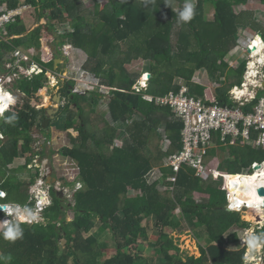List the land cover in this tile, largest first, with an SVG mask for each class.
Returning a JSON list of instances; mask_svg holds the SVG:
<instances>
[{
	"label": "trees",
	"instance_id": "obj_1",
	"mask_svg": "<svg viewBox=\"0 0 264 264\" xmlns=\"http://www.w3.org/2000/svg\"><path fill=\"white\" fill-rule=\"evenodd\" d=\"M0 1L8 9L22 5V0ZM93 1L94 9L86 12L82 10L80 0H24L30 5L27 9L34 10L31 14L36 20L46 18L47 24L22 35L27 28L20 25L19 20L25 9L17 22L2 29L1 64L19 47L37 49L34 61L43 71L14 83L15 89L30 100H38L36 94L41 89L46 93L43 88L48 83L47 73L54 72V60L46 62L43 59V37L46 27L59 31L54 26L56 23L52 24L55 20L62 29L60 44H70L84 51L87 59L83 70L95 75L100 85L112 90L105 100L108 102V121L102 131L104 135L98 132L100 137H96L89 121L93 123L91 115L105 96L99 89L84 94L69 93L74 80L65 81L59 90L66 101L47 127H44L45 108L38 109L29 100L23 104L18 102L1 119L0 131L8 137L0 149V166L2 169L6 166V172L9 169V174H5L0 183V189L7 193L4 199L9 198L15 188L11 176L18 179L19 167L29 169L32 157L15 171L8 168L11 164L8 162L24 153L35 152L33 143L36 140L32 131L38 128L48 135L54 124L60 122L61 115L65 119L62 128L69 132L72 145L59 151L77 162V182L82 187L73 192L72 201L67 204L65 197H61L52 185L51 204L43 211L44 220L38 223L13 221L4 231L14 230L18 225L23 229V236L11 241L4 238L3 231L0 234V256H11L8 264H245L246 246L231 249L230 245L240 241L237 229L247 228L251 223L240 213L224 209L227 195L220 187L221 179L203 180L192 171L182 169L175 173L162 165L159 168L161 183L177 176L171 190L164 194L161 188L150 182L153 161L167 159L169 155L152 154L150 136L153 133L160 139L163 135L168 136L175 150L179 151L183 146V122L169 107L149 102L143 96L145 92L164 95L178 90L184 83L189 87L190 95L206 99L205 84L193 80L198 71L206 70L211 80L223 84L216 89L215 102L234 105L229 92L242 82L247 61L241 59L239 66L234 68L228 64L227 57L238 46L242 30L262 33L264 40V24L259 15L251 10H236L248 0H197L194 19L184 24L179 22L176 14L184 0H174L177 7H170L165 0L150 3L145 0H106L103 6L101 0ZM206 4L214 8L212 19L206 16ZM65 12L70 18L68 24ZM7 36L9 38L4 39ZM123 43L127 44L126 53ZM122 55H125L123 59ZM133 58H143L147 64L146 72L151 74L146 91L133 89L135 84L140 85L141 74L130 73L124 66ZM260 94H264V90ZM13 114L18 118L6 123L5 118ZM110 125L117 128L113 137L106 129ZM22 139L25 144L21 149ZM218 149L225 155L219 168L228 172L249 169L253 173L252 164L264 160V150L258 151L251 143L219 146ZM210 154L216 155L217 148H213ZM7 158L11 160L7 161ZM38 176L39 170L35 181L27 185L31 183L32 186ZM229 176L232 208L239 197L237 187L233 186L239 175ZM20 180L28 181V176L24 181ZM29 189L30 186L25 193L29 194ZM195 192L208 196L196 200ZM70 209L74 212L71 220L67 217ZM255 214L251 211L252 216ZM187 230L192 231L197 240L201 253L198 257L182 256L178 244L173 241L172 232L183 234ZM152 236L157 240L153 241ZM140 243L149 245L146 252L155 249L154 254L143 256L138 251ZM110 247L115 252L107 254ZM169 249L174 250L173 253H167ZM0 264L5 262L0 261Z\"/></svg>",
	"mask_w": 264,
	"mask_h": 264
},
{
	"label": "built area",
	"instance_id": "obj_2",
	"mask_svg": "<svg viewBox=\"0 0 264 264\" xmlns=\"http://www.w3.org/2000/svg\"><path fill=\"white\" fill-rule=\"evenodd\" d=\"M29 7L30 5L23 0L22 5L16 8H3L0 11V30L7 24L17 22L18 16ZM258 37V35L249 37L248 41L244 42L247 64L243 80L240 84L234 85L229 92L234 105H222L215 102L214 98H209V96L206 99L192 96L189 94V87L184 83L180 84L178 90L169 91L164 95H152L145 92L143 96L149 102L169 107L175 116L183 122L181 132L182 149L171 154L164 166L170 167L175 173L182 169L188 172L192 171L195 176L203 180L208 178L213 180L221 179L220 187L226 192L229 210L239 213L243 211V208L235 209L230 207L229 175L246 176L250 174L221 170L219 166L222 157L218 154V147H231L239 143H251L253 147L264 150V94H260V91L264 90V40L260 38L258 46L254 49L253 45ZM248 47L252 48L251 52H248ZM34 56L35 52L32 48L19 47L12 52L11 57L7 61L3 64L0 63V73L3 70V73L0 74V94L3 97V100L0 101V106L4 105V109L1 108L0 117L11 110L14 105V96L12 91L7 89V87H10L8 85H13L16 80L22 77L32 78L35 74L43 71L42 67L34 61ZM148 80L141 82L140 85L135 84L133 89L137 92L146 91L148 89ZM7 99L11 100L9 105H6L9 101ZM0 139H5V135L0 133ZM23 143V139L20 140V144ZM213 148H217V154L211 156L210 151ZM37 158L38 156H36L34 162L38 161ZM256 164H261L262 167L253 171V173L260 172L261 176H263L264 160L254 162L252 168ZM43 171V169L39 170L36 182L30 186V198L27 205L17 204L16 208L5 204L7 209L3 210V212L8 216L4 217L6 227L15 220L19 221V216L23 220L20 222L38 223L43 221V211L51 204L50 191L52 189V184L47 183V174H43ZM176 180L177 176L175 175L166 181L173 186ZM233 186L237 187L238 184L234 182ZM261 186L264 185L257 186L256 192L258 195V189ZM60 187V184L54 185L57 190H60ZM0 197L5 198V193L2 192ZM260 197L264 199V197ZM259 208L264 212L262 206ZM14 212L15 215H12ZM27 216L29 217L28 220L25 219ZM263 226L264 224L259 226L251 224V226L241 229L240 235L258 234L257 232ZM259 234L261 233L259 232ZM252 261L255 264H264V245L259 249V255L256 258H251L250 251H247L246 246L245 264H251Z\"/></svg>",
	"mask_w": 264,
	"mask_h": 264
},
{
	"label": "rangeland",
	"instance_id": "obj_3",
	"mask_svg": "<svg viewBox=\"0 0 264 264\" xmlns=\"http://www.w3.org/2000/svg\"><path fill=\"white\" fill-rule=\"evenodd\" d=\"M80 1L82 2V5H81L82 10L84 9V11L87 12L88 10L94 9V1L93 0H80ZM106 2H107L106 0H101L102 6L105 5ZM172 4L174 5V7L178 6L177 2L174 0H172ZM236 10L237 11L251 10L253 12H257L261 22L264 24V0H248L247 4L236 7ZM33 11L34 10L31 8L25 10L24 14L20 16L19 24L23 25L26 28H30L34 23H35L34 25L45 24V23H42L43 19L39 22L36 20V18L31 14V12H33ZM205 13H206L207 18L212 19L214 16V8L210 4H206ZM64 18H65V22L68 24L70 22V20H69L70 18L66 12L64 14ZM44 19L48 22V20L46 18H44ZM55 23H57V20L52 22V24H55ZM56 29L59 30L58 32L62 31V29L58 28V26L56 27ZM68 29H69V27H68ZM3 34L4 33L1 29L0 30V37H3ZM255 35H258V34H256V32H254V31L242 30L240 38L238 40V46L227 57V62L230 65V67L236 68L239 66V61L241 59H244V60L247 59V53H246V50L244 47V45H245L244 42L248 41L249 37H253ZM51 43H52V45H55V40L53 39L51 41ZM57 45H58L59 51L61 52V50H63L65 52V54H67L66 56H68L69 59L67 58L68 61H66L56 71L58 73H60L66 67H68V68H70L72 66L75 67V70L71 76L73 78L71 80L75 81V82L73 81L74 82L73 85L70 86V87H72V92H78V93L84 94L86 92L90 93L92 91L99 89L100 92L105 96V99L102 102H98V104H96V106H95L97 108V114L91 115V118L93 119V121H92L93 123L91 124L89 121V124L92 126V129H94L96 131L95 132L96 137H100L98 132H100L101 135H104V133L102 131L104 130L103 129L104 126L107 125L106 120L108 121V116H107L108 112H109L108 102L105 100H107L106 98H109V93L112 90V88L108 87V86L100 85V80L95 75L91 74L89 71L83 70V67H82L83 65H81V63L83 60H85L87 58V54L84 51L74 49V48H72V46H67V45H62V44H57ZM122 47H123L124 53H126L125 50H126L127 44L125 45L123 43ZM45 51H46V49H45ZM47 52H49L47 54H49L48 56H50V54H51L50 51H47ZM124 56L125 55H122L121 59H123ZM124 66L126 67V69L130 73L141 74V76L139 78L140 83L149 79V77L147 76L148 72H146L147 64L143 60V58H133L129 61H126ZM66 76H68V75H66ZM66 76L64 75V76H62V78L65 79L64 77H66ZM48 80L50 81V78H48ZM66 80H68V79L66 78L65 81ZM193 80H194V82L205 84V86L207 87V89L205 90V94L209 95V96L212 95V97L210 96L209 98H214L215 93H216V89L223 85L219 82H214L213 80H211L209 75H208V72L206 70L198 71ZM62 84L65 85V82L61 83L60 85H62ZM8 86H10V87H7V89L12 91L13 96H14V105H13L12 110L14 109V107L16 106V104L18 102H20L21 104L27 102L28 100L31 101L33 104L36 102L37 103L41 102L39 96H38V100H30L28 97H25V95L22 94L20 91H17L14 87V84L8 85ZM45 87L43 88V90L44 89L46 90ZM62 87H63V85H62ZM57 90H58L57 88H53L52 91L49 92V95H51V94L55 95ZM42 92H41V94L44 95V93H42ZM0 93H1V88H0ZM38 94L41 96L40 92ZM38 94H36V96ZM0 96H1V94H0ZM48 98L49 97L47 96V98L45 100L47 102L46 107H49L51 104H53L52 101H49ZM65 98L66 97L64 96V102L66 101ZM42 99L44 101V98H42ZM9 103H10V100L6 103V105H9ZM87 107L89 108L88 105H87ZM1 108L4 109V105L0 107V111H1ZM73 110L75 112L77 111L75 109H73ZM9 111H11V110H9ZM3 117L4 116H2L0 118V121ZM59 121L61 123L60 122L55 123L54 126L49 130V131H51V136H49V138H48L50 142L48 141L47 137H45L42 129H38V128L34 129L35 131L34 130L33 131L35 132V134L33 133V135L36 136V138H37L36 142L39 140L40 137H42V143L45 144L46 142H48L45 144L43 151L45 149H48L49 146L52 145V148L54 151L53 157H55V161L58 162V164L53 163V164H56V167H57V169L55 170V173H52V172L49 173V171H47V168H49L50 164H44L42 167V169L44 170L43 174L44 173L47 174V178H49V176L54 174V176L56 178L58 177L60 179V182H61V183L56 182L57 184H62V183L73 184V186L71 185L70 187L69 186L60 187V189L64 192V195H63V197H65L64 200L66 201L67 204H70L72 201L71 195H73V192L78 188L77 185L78 184L81 185V183L77 182L76 185L74 183L75 180H77V178H76L77 172H78L77 162L75 160L71 159L70 157L64 156L59 151L64 147H71V145H72L71 141H70L69 132L66 131L64 128H62L63 122L65 121L63 115H61V118ZM106 129H107L108 133L113 137L117 128L115 125H112L109 128L107 127ZM41 132H42V134H40ZM70 132H72V130ZM3 143L4 142H2V143L0 142V145ZM119 143L120 142H118L117 145ZM19 145H20V147L22 146V144H19ZM159 145H160V147H159L160 152L157 148ZM150 148H151V153L154 154L155 156H157L159 153H163V154L168 153L169 154L167 159L166 158L161 159L160 157H158L157 159H159V160L161 159L160 161H158V162H156V160L153 161L154 170L150 175V182L153 183L154 186L161 188L162 192L164 194H166L169 190H171L170 189L171 185L167 184V182H164V184L160 182V180H161L160 177H161L162 172L160 171L159 168L168 162L169 156L171 154L175 153L176 150H175L173 144L171 143L170 139L168 138V136L163 135V138L160 139L159 137L158 138L156 137L155 133H153L150 136ZM258 151H263V150L258 149ZM222 153L223 152L221 150L218 151V154H220L221 157H224L225 155H224V153L223 154ZM50 155H52V154H50ZM220 156H219V158H220ZM25 157L26 156H23L22 159H24ZM18 159H20V158H18ZM18 159L14 158L12 160L13 162H8V163H11V164H9L8 168L10 167L13 171H15V168L18 167L21 163ZM10 160H11V158H7V161H10ZM50 161H51V158H50ZM33 166H34L33 170L27 169V167H24V168L19 167V169L17 171V175L19 176L18 179L16 176H11L10 180H11L12 184H14V187H15L13 189V191L10 193L12 196L10 195L9 198H6V199L0 198V205H2V203L8 202L9 206H13V207L17 208V206H18L17 204H24V203H26V205L28 204L27 197L29 194H28V192L25 193V190H27V188L29 187V185H27L28 182L35 181V177L37 175V169H38L36 167V164H33ZM25 169H26V171H24ZM2 170H3V172H2ZM241 172L243 174H246V173H250L252 171L249 169H243V170H241ZM5 174L6 175L9 174V169H7V172H6V166L3 169H2V166H0V183L3 180V177L5 178ZM25 176H28V181L23 180L25 178ZM19 178L22 179L24 182H22ZM166 180H169V179H166ZM46 181L48 184H50V185L52 184L51 183L52 181H49L48 179H46ZM166 186H167V189L165 188ZM23 188H24V191H23ZM207 196L208 195L202 194L199 192L194 193V197L196 198V200H201L202 198H206ZM249 209L252 211L251 208H249ZM253 212H256L255 208L253 209ZM4 214H5V216H7L5 212L0 213V215H4ZM177 214H179V210H177ZM256 214H257V212H256ZM12 215H15V212ZM240 215H241V213H240ZM67 217L69 220L73 219V217H74L73 210L70 209L68 211ZM251 217H253V216L251 214H248V218H250V219L247 218L246 220L247 221L251 220ZM28 218L29 217L27 216V218H25V219L28 220ZM18 220L23 221L22 219H20V216H19ZM251 221L253 222L252 223L253 226L261 225L263 223V222L262 223H256L254 220H251ZM241 231H242L241 229L240 230L237 229V232L240 236V241L238 243L231 244L230 245L231 249H239L241 247L247 246L243 242L247 236H241L240 235ZM172 233H173L172 234L173 241H175V243L178 244V246L180 248L179 254H182V256H184V257L186 255H194L197 257L201 255L198 244H197V240L194 237V234L192 231L187 230L183 234H178L175 232H172ZM257 233L259 234V232H257ZM152 240L155 241V240H157V238H155V236H152ZM141 243H143V242H141ZM141 243L139 245L138 251L143 256L150 257L151 254H154L155 249L151 250L150 252H146V249H149V245L146 243H144V244H141ZM173 251L174 250L169 249V250H167V253H173ZM247 251H249L248 247H247ZM113 252H115L114 248L110 247L107 249V254H111ZM250 254H251V258H253V257L256 258V256L259 255V250L256 253L250 252ZM251 264H255L254 261H252Z\"/></svg>",
	"mask_w": 264,
	"mask_h": 264
},
{
	"label": "crops",
	"instance_id": "obj_4",
	"mask_svg": "<svg viewBox=\"0 0 264 264\" xmlns=\"http://www.w3.org/2000/svg\"><path fill=\"white\" fill-rule=\"evenodd\" d=\"M23 1V0H22ZM6 6V4L5 3H2L1 1H0V11L4 8ZM7 7V6H6ZM42 20V19H41ZM42 23H45V24H47V21L43 18V21H42ZM35 24V23H34ZM32 25L30 28H27V30L26 31H24L23 32V34L22 35H26V34H28L31 30H33V29H35L36 27H38L39 25ZM8 25H10V24H7L5 27H7ZM55 27H57L58 26V28H59V24H55L54 25ZM5 27H3L2 29H5ZM46 30H47V32L44 34V37H43V46H44V56H43V59L47 62V61H50V60H54L55 59V57H57V50L59 49L58 48V45H57V41H56V39H55V34L54 33H52V32H50L49 31V27H46ZM52 30H54V29H52ZM49 31V32H48ZM59 33V32H58ZM13 37H15V36H11V38H13ZM6 38H9L8 36L7 37H4V39H6ZM51 39V40H50ZM55 40V48H54V50L52 49V43H51V41L52 40ZM60 44V43H59ZM67 46H72V45H70V44H67ZM21 48H25V47H21ZM32 48V50L35 52V55H36V53H37V49H36V47H30V49ZM72 48H74V49H77V48H75V47H73L72 46ZM45 49H46V51H45ZM48 49V50H47ZM77 50H80V49H77ZM47 51H50V56H48L49 54H47V53H49V52H47ZM63 50H61V52H62ZM10 55L7 57V58H10L11 57V54H12V52L11 53H9ZM62 54V53H61ZM67 55V54H66ZM61 57V56H60ZM59 58V57H58ZM68 56H66V58L65 59H63L64 61L63 62H58L59 64H58V66H56L55 65V63H54V69H55V71L54 72H51V71H49L48 73H47V77L48 78H50V81H52L53 83H54V85H56V87H57V85H58V87H57V89L60 87V86H62V85H60V83H58V81L59 82H61V83H63V82H65V79L67 78L68 80H71V79H73L71 76H72V73L74 72V70H75V67L74 66H72V67H70V68H68V67H66V68H64L60 73H58L56 70L57 69H59V67H61L63 64H64V62H66V61H68ZM87 59V58H86ZM86 59L85 60H83L82 61V63H81V65H83L84 63H85V61H86ZM3 73V70L1 71V73L0 74H2ZM51 73H52V76H51ZM75 74V73H74ZM66 76V75H68V76H66V77H64L65 79H63L62 78V76ZM68 80H66V81H68ZM48 82H49V80H48ZM56 83H58V84H56ZM59 90H57L56 91V94H57V92H58ZM40 92V94H41V90L39 91ZM38 92V93H39ZM37 93V94H38ZM37 96H40L39 94L37 95ZM51 96H52V94L51 95H48V99H49V101L51 100ZM207 96H209V95H207ZM211 97H212V95H210ZM209 96V97H210ZM41 102L40 103H32L33 105H36V107L38 108V109H41V108H45L46 107V104H47V102L45 101L46 100V98H47V95L45 96V95H42L41 94ZM42 98H44V101H43V99ZM63 102H64V96H63ZM65 100H66V98H65ZM52 105V104H51ZM50 105V106H51ZM47 108V107H46ZM45 108V109H46ZM96 108V107H95ZM95 114H97V108H96V111H95V113L93 114V115H95ZM111 126V125H110ZM108 128H109V126H108ZM54 129V128H53ZM35 131V130H34ZM33 131V133L35 134V132ZM33 133H32V137H33V139H37L36 138V136H34L33 135ZM40 134H42V132L40 133ZM47 134L48 135H46V134H44L45 135V137H47V139L49 138V136H51V131H49V132H47ZM44 138V137H43ZM48 141H49V139H48ZM50 142V141H49ZM46 143H48V142H46ZM45 143V144H46ZM45 144L44 143H42V137H40L39 138V140L36 142H34L33 143V147H34V150H35V153L36 154H39L40 155V158L42 159V164H41V162L39 161L38 163H37V166H39L40 168L39 169H37V171L38 170H40V169H42V167H43V165L44 164H50V166H49V168H47V171H49V173L50 172H52V173H55V170L57 169V167H56V164H58V162L57 161H55V157H53V153H54V151H53V148H52V145H50L49 146V148L48 149H45L44 151H43V149H44V146H45ZM40 146H41V148H40ZM42 151H43V153H42ZM50 154H52V155H50ZM29 155H31V152H29V153H27L26 154V157L24 158V159H22L23 157H18V158H20V159H18L21 163H20V165H23L24 163H25V161H26V159L28 158V156ZM50 158H51V161H50ZM33 160L31 159V161H30V165L31 164H33ZM53 163H56V164H53ZM39 164H41V165H39ZM30 167V166H29ZM77 174H78V172H77ZM54 178H56L55 176H54V174H52L51 176H49V178H47L49 181H52L51 183H52V185H55V184H57L56 182H60V179L57 177L56 178V181L55 182H53V180H54ZM77 178V177H76ZM61 183V182H60ZM75 185H76V183H77V180H75ZM79 183V182H78ZM31 184V183H30ZM30 184H29V186H30ZM60 185H62V186H73V184H68V183H62V184H60ZM73 188V187H72ZM29 192H30V189H29ZM30 194V193H29ZM29 200V199H28ZM28 202V201H27ZM7 204H8V202H7ZM24 204H26V203H24ZM24 204H18V205H24Z\"/></svg>",
	"mask_w": 264,
	"mask_h": 264
},
{
	"label": "clouds",
	"instance_id": "obj_5",
	"mask_svg": "<svg viewBox=\"0 0 264 264\" xmlns=\"http://www.w3.org/2000/svg\"><path fill=\"white\" fill-rule=\"evenodd\" d=\"M145 2L150 3V2H152V0H145ZM165 3L167 5H169L170 7H173L172 0H165ZM196 4H197V0H184L183 6L176 13L178 16L179 22L187 24L191 20L194 19L195 15H196ZM17 118L18 117H16V115L13 114V115L5 118V122L11 123L12 121L16 120ZM253 171H255V170L253 169ZM249 174H252V173H249ZM81 186L82 185H79V184L77 185V187H81ZM1 192H4V191L1 190ZM226 204H227V202H226ZM2 205H4V204H2ZM1 212H3V210H1ZM241 216H242V212H241ZM248 222H250L251 224L253 223L251 220H249ZM262 224H264V222ZM255 226H259V225H255ZM263 229H264V226L259 231L261 234H256V233L248 234L247 237L245 238V240L243 241L247 245L250 252L256 253L261 248V246L264 245V233H262ZM3 236L7 240L15 241L16 239L22 238L23 229L17 225L14 230L4 231ZM10 260H11V256H0V261H4L5 264H8V262H10Z\"/></svg>",
	"mask_w": 264,
	"mask_h": 264
},
{
	"label": "bare ground",
	"instance_id": "obj_6",
	"mask_svg": "<svg viewBox=\"0 0 264 264\" xmlns=\"http://www.w3.org/2000/svg\"><path fill=\"white\" fill-rule=\"evenodd\" d=\"M259 42L260 37L256 39V43L253 45V48L257 47ZM262 174L263 176H261L259 172L252 173L246 176H238L236 183L238 184L237 194L239 195V197L236 203L232 205V208L236 209H240L242 206H244V210L247 215L251 214V210L249 208H251L252 211L255 208L257 214H255L256 212H254L255 216L253 215V220H257L256 223L264 222V212L259 208L263 202V199L256 192L257 186L264 185V173ZM22 217H24V215H22Z\"/></svg>",
	"mask_w": 264,
	"mask_h": 264
},
{
	"label": "water",
	"instance_id": "obj_7",
	"mask_svg": "<svg viewBox=\"0 0 264 264\" xmlns=\"http://www.w3.org/2000/svg\"><path fill=\"white\" fill-rule=\"evenodd\" d=\"M51 32H53L55 34V39L57 41V44H59V42H60V38H59L60 34L58 32H56L55 30H51ZM258 36L260 38L263 37L262 33H258ZM54 48H55V45H52V49L53 50H54ZM254 49H255V47H254ZM247 50H248V52H251L252 51V48L248 47ZM61 53H62L61 54L62 55L61 57H59V58L58 57H55V59H54V63H55L56 66H58V64L60 62H63L64 61L63 59L66 58L65 52L62 51ZM54 71H55V69H54ZM51 76H52V73H51ZM147 76L150 78L151 77V74L148 73ZM56 84H58V83H56ZM55 87H56V85H54V83L52 81H49L48 84H47V86L45 87L46 90L44 92H46V93H44V95L45 96L48 95V91L49 90H52ZM61 88H63V87L62 86L59 87L58 90H60ZM71 91H72V87H70L68 89V92L69 93ZM62 99H63L62 92H58L53 97V102H52L53 104L45 109V118H44V126L45 127L48 126L50 119H54L55 118V114L59 111L61 105H63V100ZM261 167H262L261 164H256L253 169L254 170H259V169H261ZM55 181H56V178H54L53 182H55ZM58 193L60 194L61 197H63L64 192L62 190L58 191ZM258 193H259L260 196H263L264 197V186H261L258 189ZM0 195H2V192L1 191H0ZM261 206L264 208V199H263V202H262ZM5 209H7V206L6 205H0V211L1 210H5ZM224 209L227 210V211H229V208H228L227 204L225 205ZM244 209L245 208L243 207L242 217L245 220L246 219V217H245L246 213H245V210ZM5 228H6V226H5V223H4V219H1L0 218V234L4 231Z\"/></svg>",
	"mask_w": 264,
	"mask_h": 264
},
{
	"label": "flooded vegetation",
	"instance_id": "obj_8",
	"mask_svg": "<svg viewBox=\"0 0 264 264\" xmlns=\"http://www.w3.org/2000/svg\"><path fill=\"white\" fill-rule=\"evenodd\" d=\"M51 31V30H50ZM53 33V32H52ZM60 43V42H59ZM60 56H62L61 55V52L59 51V49L57 50V57H60ZM65 63V62H64ZM58 83H60L61 84V82H58ZM48 84V83H47ZM62 85H64V84H62ZM58 86V85H57ZM61 87V86H60ZM55 88H57V87H55ZM41 91H42V89H41ZM52 90H49L48 91V95H49V92H51ZM59 92V91H58ZM57 92V93H58ZM47 95V96H48ZM55 95H52L51 96V100L50 101H52L53 102V97H54ZM65 102H63V104H64ZM12 110V109H11ZM1 118V117H0ZM0 133H2L3 135H5L2 131L0 132ZM8 141V137L5 135V139H0V142L2 143V142H4L3 144H1L0 145V149H1V147L2 146H4V144L6 143ZM24 141V140H23ZM24 144L25 143H23L22 144V146H24ZM22 146L20 147L19 146V148H21L22 149ZM40 148H41V146H40ZM33 149H34V147H33ZM29 153V152H28ZM26 154L27 153H24V155H21V157H23V156H26ZM36 156H38V161L37 162H33V164H36V167L39 169L40 167L39 166H37V163L40 161L41 162V164H42V159L40 158V155L39 154H36L35 152H31V155H29L28 157H32V160L34 161L35 159H36ZM33 164H29L28 165V168L29 169H33L34 168V166H33ZM41 164H39V165H41ZM30 166V167H29ZM4 179V178H3ZM29 183V182H28ZM31 186V185H30ZM61 187H63L62 185H61ZM59 191V190H58ZM4 193H5V196L7 195V193L4 191ZM50 197H51V195H50ZM1 199H3L2 197H0ZM51 199H52V197H51ZM2 204H7V203H2ZM4 217H5V215H4ZM4 217H0L1 219H4Z\"/></svg>",
	"mask_w": 264,
	"mask_h": 264
}]
</instances>
